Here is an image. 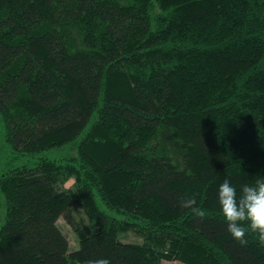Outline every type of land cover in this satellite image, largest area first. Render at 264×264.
Listing matches in <instances>:
<instances>
[{"label": "trees", "instance_id": "trees-1", "mask_svg": "<svg viewBox=\"0 0 264 264\" xmlns=\"http://www.w3.org/2000/svg\"><path fill=\"white\" fill-rule=\"evenodd\" d=\"M0 114V264H264V0H0Z\"/></svg>", "mask_w": 264, "mask_h": 264}, {"label": "rangeland", "instance_id": "rangeland-1", "mask_svg": "<svg viewBox=\"0 0 264 264\" xmlns=\"http://www.w3.org/2000/svg\"><path fill=\"white\" fill-rule=\"evenodd\" d=\"M5 131H6L5 124H4V121H3L2 116L0 114V175L2 174V168L5 166L6 162L12 158V153L10 154V149H9L6 141L4 140ZM66 147H69V146L47 150V151L43 152L40 156L51 158V159L65 158V157L69 156L70 154H72V151ZM74 182H75V179L71 178L66 183L65 187L66 188L73 187ZM2 202H3L2 197H0V226L2 224L3 217H4ZM102 206L109 213L115 214L114 211L110 210L104 204H102ZM74 215L77 218H82V217L86 218V215L82 212L81 207H78L75 210ZM58 224L61 227V229L63 230V232L66 234V236L68 237L72 250L76 249L78 247L79 236L75 232L73 227L66 221V219L64 217L60 218ZM120 238L124 242H134V243H142L143 242L142 238L138 237L137 235H135L132 232H128V233L123 232L120 234ZM165 264H184V263H181L178 261H165Z\"/></svg>", "mask_w": 264, "mask_h": 264}]
</instances>
